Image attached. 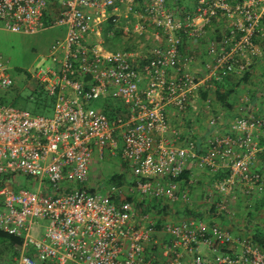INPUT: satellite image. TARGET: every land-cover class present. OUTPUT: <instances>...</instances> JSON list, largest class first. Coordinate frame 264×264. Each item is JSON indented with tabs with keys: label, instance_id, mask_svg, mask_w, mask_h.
I'll list each match as a JSON object with an SVG mask.
<instances>
[{
	"label": "built area",
	"instance_id": "obj_1",
	"mask_svg": "<svg viewBox=\"0 0 264 264\" xmlns=\"http://www.w3.org/2000/svg\"><path fill=\"white\" fill-rule=\"evenodd\" d=\"M169 1L0 0V30L65 29L50 46L54 65L34 73L54 97L53 114L0 102V230L22 239L0 264H264V237L213 221L216 213L232 214L239 189L264 196V166L255 168L264 155L256 134L264 120L246 95L242 115L224 120L210 94L202 98L210 128L205 139L182 127L202 89L213 92L261 55L264 0H198L185 12ZM222 18L226 30L208 40L207 69L199 77L184 37L203 39ZM117 34L141 45L119 48L117 41L109 48ZM155 34L162 44L155 46ZM9 69L0 54V87L12 85ZM105 151L126 160L130 193L140 199L90 177L94 156L101 159ZM191 161L214 174L227 169L214 184L218 200L207 197L209 217L159 226L147 206L192 203V182L180 179ZM17 176L32 180L36 190L15 188ZM160 232L168 237L161 243Z\"/></svg>",
	"mask_w": 264,
	"mask_h": 264
},
{
	"label": "rangeland",
	"instance_id": "obj_2",
	"mask_svg": "<svg viewBox=\"0 0 264 264\" xmlns=\"http://www.w3.org/2000/svg\"><path fill=\"white\" fill-rule=\"evenodd\" d=\"M64 31L65 29L59 26L47 27L35 34H21L0 30V54L7 59L8 66L10 67L9 72L13 79L11 86L0 87V102L3 103V101H5L6 104H11L22 110H27L32 114H53L52 97L47 93L43 86H41L38 80L34 78V73L41 68L54 65L52 59L48 56L50 46L58 36L64 34ZM217 31L218 29L213 30L210 28L206 37L194 41L193 45H197L199 49L202 50L201 53H199V51L195 53L196 59H203L204 55L206 57L209 37L210 35L214 37V34ZM130 41L131 40L124 42L121 41L117 46L122 48L128 45H130L128 47L141 45L140 42H136V40L133 43ZM258 46L261 49V55L256 59H261L263 65L261 68V64H259L257 68H254V73L253 71H250L252 75L251 81L241 85L237 96L241 99L242 96L246 95L249 97L250 101L256 96L261 99V103H264V41L260 39L258 41ZM202 71L203 68L199 72H196V74L200 77ZM249 84L251 85V88H246V85ZM253 88L255 90H253ZM96 105H98V103L94 102L93 106ZM262 106L264 107V104ZM220 111L222 112V109ZM261 113L264 114L263 112ZM200 117L201 119H198V122H195L196 124H193L194 122L192 123V119H189L190 121L185 119L182 127L187 131L186 133H188L189 136L197 139L200 137V140L202 141L205 139L203 137L204 134H206L204 133V127L207 124L209 115L206 112H201ZM223 118L224 120H228L233 117H226L223 115ZM259 159L261 158L259 157ZM114 175L122 176L123 184L121 187L128 195L133 196L134 199L141 198L136 191L130 193L131 188L133 187L132 173L126 160L122 158L119 152L112 155L105 151V155L101 159L95 155L91 165L90 177L93 179H100L104 186H109V183L111 182L110 179ZM15 180L18 182H12L11 185L17 189L29 187L36 190L37 186L32 185V180L30 181L24 176H17ZM143 202L146 203V201ZM171 206L175 207L177 204ZM160 215L161 214L155 213V219ZM175 217L173 219L174 221L179 218L177 216ZM14 252L12 245L1 244L0 260H5L8 255Z\"/></svg>",
	"mask_w": 264,
	"mask_h": 264
},
{
	"label": "crops",
	"instance_id": "obj_3",
	"mask_svg": "<svg viewBox=\"0 0 264 264\" xmlns=\"http://www.w3.org/2000/svg\"><path fill=\"white\" fill-rule=\"evenodd\" d=\"M197 2H198V0H175V1L170 0L169 1V3L172 6H175V8H177L178 10H180L182 12L193 9L192 7H195ZM222 19L215 21L217 26L216 25L212 26L213 30L218 29V31L215 32L214 36H216L219 39L222 38V34L226 30V26H224V24H223L224 23L223 21H226V19L225 18H222ZM160 37L156 36V34H155V46L158 44H162L163 39H161L162 37L161 38ZM212 37L213 36L210 35L209 39H211ZM194 41H196V40L190 39L188 37H184L183 50L185 52H192L194 54L197 53L198 51H199V53H201L202 50L199 49V47L197 45H193ZM128 46H130V45H128ZM198 58H200V57H198ZM256 58L252 59L249 67L246 70L253 71V73H254V70H255L254 68H257V66L259 64H261L260 68L262 67V65H263V62H261L262 60L256 59ZM205 59H206V57L204 55L203 59H197L196 61L192 62L191 66H190L191 70L194 73H196V72H199L203 68V71H202V74H203L207 69L206 68L207 62ZM230 75H232L231 77H232L233 81H237L238 74H229L228 76H230ZM251 78H252V75L250 73L248 81H251ZM246 88H251V85L250 84L246 85ZM253 90H255V89L253 88ZM210 93L214 98V105H213L214 108L213 109L215 112H221L220 110L222 109V113H224L223 115L226 117H228V116L235 117L236 115H238L240 113V110H238V107L241 106V99L239 98V96H236V97L234 96L233 101H232L234 104L233 109L229 110V109H226L225 107H223V105L216 100L214 94H212L211 91H210ZM259 100H260V102H259ZM250 103L253 107V109H252L253 112L261 114L260 112L263 110L262 112L264 113V107L262 106L264 103H261L260 98L255 96ZM201 112L207 113V111L203 105L202 95L200 96L199 100H196L194 102V104L190 107V113L186 118L187 121L189 119L190 120L192 119V123L194 122L193 124H196L195 122L198 119L199 120L201 119V117H200ZM170 119H171V121H173L174 124L176 123V124L180 125V122H178L179 121L178 118L176 116H174V114H171ZM204 128H205L204 133H206V134H204L203 137L205 138L210 133L208 121H207V124L205 125ZM198 140L201 141L200 137H198ZM262 141H264V140H262ZM259 157L261 159H258L257 165L255 167L257 169H260L264 166V155H263V153H260ZM188 169L190 170V174L186 177V179L190 180L192 182L191 193H192L193 201H192V203H189V204H186V203L183 204L182 202H179L177 204V206L171 207V209L168 210L169 211L168 213L167 212L162 213V214L158 213V214H161L163 216L160 215V216L156 217L157 222L159 221V219L164 220L163 222H160L161 223L160 225H162L163 223L168 222V221L169 222L170 221H172V222L181 221V220L185 219L186 217L194 215V214L187 215L188 210L193 211L191 213H195V214L197 213L200 216H208L209 217V214H208L209 212L207 211V209H208L207 197L211 196V198L214 201L218 200L219 193L215 189L214 184L218 179H220L224 176L227 169L222 168L221 170L218 171V173L214 174L210 169L198 167L194 161H191L189 163ZM213 192H216V193L213 194ZM144 205L145 204H142V206H140V207L142 208V207H144ZM148 206H149V204H148ZM232 209H233L232 214H221V213L218 214L215 212V208L213 207L212 212L216 213L215 214L216 216L213 217V221L216 224L220 225L221 227L227 228V229H229V230H231L234 233L239 234V235H249L255 239H258L260 236L261 237L264 236V196L261 193L255 192L252 195H247L243 192V189H239L237 191V198L233 202ZM155 213H157V212H155ZM199 215H194V216H199ZM175 216L179 217L176 219V221L173 220ZM157 238H158L159 242L161 243L165 238H168V237L165 236L163 232H160L157 235ZM160 243H158L157 246L155 247L156 250H160V248H158V245H160ZM11 245L13 246V249L16 252L15 244H11ZM156 250H155V253L157 252ZM14 253H12V254H14ZM12 254H10V255H12ZM10 255H8V257Z\"/></svg>",
	"mask_w": 264,
	"mask_h": 264
},
{
	"label": "trees",
	"instance_id": "obj_4",
	"mask_svg": "<svg viewBox=\"0 0 264 264\" xmlns=\"http://www.w3.org/2000/svg\"><path fill=\"white\" fill-rule=\"evenodd\" d=\"M239 1H243V0H239ZM109 40L112 42V43H107V46L109 48H113L115 42H121L122 41V36L121 34H117V36L115 38H109ZM258 40V39H257ZM256 40V41H257ZM264 41V39H263ZM258 42V41H257ZM232 75L230 76H227L225 77L222 82H218L217 84V88L212 92V94L215 95V98L216 100L221 103L223 105V107H225L226 109H229V110H232L233 109V98L234 96L236 97L237 96V93L239 92L240 90V87L241 85L245 84L248 82V79H249V76H250V70H245L243 71L241 74H238V79L237 81H233ZM252 93V92H251ZM210 90L206 89V90H203L201 91V95H202V98H207L209 95H210ZM52 101H53V104H54V97L52 96ZM3 103H5V101H3ZM107 111H109V113L111 115L114 114V104L113 103H108L105 105ZM238 110H239V107H238ZM262 112V111H261ZM260 112V113H261ZM255 116L264 120V114H258L256 112H254ZM238 115H242V111H240V113ZM237 116V115H236ZM258 135V138L260 139L261 142H263L262 140H264V126H262L259 131L256 133ZM190 174V170L189 169H186L183 174L180 176V179H186V177ZM111 182L109 183L110 185H117V186H121L123 184V180H122V176L120 175H114L111 177ZM187 180V179H186ZM189 181V180H187ZM103 183V182H102ZM127 199L129 200H135L133 196L131 195H127L126 196ZM149 201V200H148ZM150 202V201H149ZM142 204H145V202H141ZM139 204V206H142V204ZM148 211H154L157 212V213H168L169 209H171V207L164 203L162 204V202L160 201H151L149 203V206L147 207ZM187 212V211H186ZM193 211H189L187 212V215H191V214H194V215H199V214H195V213H191ZM164 220L163 219H159V223L158 225L160 226V222H163ZM264 236H260L258 238V240H262ZM21 244L22 243V239L19 238V237H16L15 235H12L8 232H5L3 230H0V245L1 244Z\"/></svg>",
	"mask_w": 264,
	"mask_h": 264
}]
</instances>
